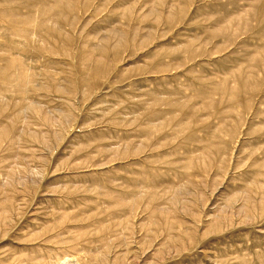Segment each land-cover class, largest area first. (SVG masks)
<instances>
[{"label":"rangeland","instance_id":"1","mask_svg":"<svg viewBox=\"0 0 264 264\" xmlns=\"http://www.w3.org/2000/svg\"><path fill=\"white\" fill-rule=\"evenodd\" d=\"M0 264H264V0H0Z\"/></svg>","mask_w":264,"mask_h":264}]
</instances>
